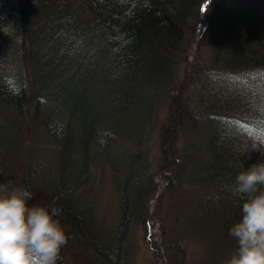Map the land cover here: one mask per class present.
Returning <instances> with one entry per match:
<instances>
[{
	"label": "trees",
	"instance_id": "1",
	"mask_svg": "<svg viewBox=\"0 0 264 264\" xmlns=\"http://www.w3.org/2000/svg\"><path fill=\"white\" fill-rule=\"evenodd\" d=\"M205 1L0 0V145L9 148L0 149V183L57 209L67 236L103 264L131 261L130 230L137 222L149 231L159 174L160 203L178 194L179 237L209 225L232 243L230 255L237 247L228 232L243 201L231 186L264 162V146L252 149L264 139V0L212 1L190 64ZM147 131L160 141L161 165L145 159ZM112 144L132 163L100 166L119 192L108 244L86 193ZM35 149L42 157L32 159Z\"/></svg>",
	"mask_w": 264,
	"mask_h": 264
},
{
	"label": "rangeland",
	"instance_id": "2",
	"mask_svg": "<svg viewBox=\"0 0 264 264\" xmlns=\"http://www.w3.org/2000/svg\"><path fill=\"white\" fill-rule=\"evenodd\" d=\"M214 0H206L203 5L202 13L203 18L199 27V33L197 34L193 44L192 51L188 55L187 59L190 64L193 63L197 50L202 42V34L208 25V8L209 4ZM256 1V0H252ZM18 39L22 40V36L19 35ZM192 62V63H191ZM186 71H190L186 67ZM110 120H113L111 118ZM116 132L118 129L116 127ZM38 143L39 148L43 146V143L38 142L33 138V148H37ZM118 142H116L117 144ZM144 143H146V148L149 149L148 156L144 154L145 159L147 157L148 162L151 166L156 164L161 165L159 157L161 155L160 141L157 138H153L150 131H147V135L144 137ZM115 147V148H114ZM4 154L9 151L8 146L0 145V149ZM32 148V149H33ZM110 152L107 156L98 157L92 168V178L90 179L91 187L94 180L95 187L90 193L81 192L80 194L87 195V200L91 204L95 202L96 213L93 214L99 224L101 220L105 223L102 227L105 228L108 233L107 239L108 244H112L114 230L117 223L118 217V201L119 192H117L116 187H114V178L109 174L108 170H101L100 166L108 161L109 158H115L117 161H124L122 150L113 144L110 147ZM34 155L33 158L42 157L41 151L38 149L32 150ZM16 156H8V160H13ZM131 156L125 158V161H130ZM132 163V161H130ZM146 165H148L145 162ZM103 180V181H102ZM89 181V182H90ZM122 182V179L120 180ZM155 183L158 187L157 195L149 203V231L145 234L144 227L140 223H135L133 228H131L129 240L131 243V261L128 260L129 264H224V261L230 257V247L232 243L225 239L223 236L218 234L217 229L212 226L206 225V229L197 232H189L184 238L179 237L180 232H177L180 225H178V220L176 214L171 209L172 199L178 194L172 193L168 195L167 199L162 200L164 193H166L167 179L166 174L156 175ZM95 199V200H94ZM33 205V204H30ZM38 205V204H36ZM42 206V205H41ZM235 210V209H234ZM218 213V211H213ZM226 215V213L224 214ZM223 222V221H222ZM182 224V222H181ZM63 226V225H62ZM66 231L71 230L69 225L65 228ZM67 234V232H66ZM77 239V238H76ZM75 237L70 238L67 245L61 251V260L58 264H103L99 261L96 253L87 248L86 250L75 245L78 242ZM128 256L123 257V264L127 263Z\"/></svg>",
	"mask_w": 264,
	"mask_h": 264
},
{
	"label": "clouds",
	"instance_id": "3",
	"mask_svg": "<svg viewBox=\"0 0 264 264\" xmlns=\"http://www.w3.org/2000/svg\"><path fill=\"white\" fill-rule=\"evenodd\" d=\"M258 144L264 146V139L252 149ZM231 191L243 203L241 218L228 232L237 247L224 264H264V162L240 171ZM32 197L27 188L10 181L0 183V264H58L61 260L69 237L56 219L58 210L29 205Z\"/></svg>",
	"mask_w": 264,
	"mask_h": 264
}]
</instances>
